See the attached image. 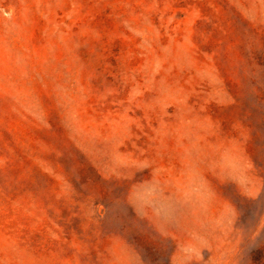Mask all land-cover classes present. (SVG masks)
<instances>
[{
    "label": "rangeland",
    "instance_id": "obj_1",
    "mask_svg": "<svg viewBox=\"0 0 264 264\" xmlns=\"http://www.w3.org/2000/svg\"><path fill=\"white\" fill-rule=\"evenodd\" d=\"M0 264H264V0H0Z\"/></svg>",
    "mask_w": 264,
    "mask_h": 264
}]
</instances>
